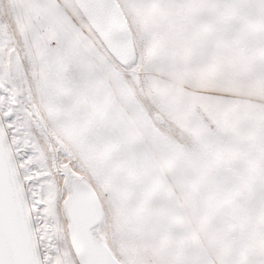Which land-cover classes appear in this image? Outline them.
Instances as JSON below:
<instances>
[{"label":"snow or ice","instance_id":"obj_1","mask_svg":"<svg viewBox=\"0 0 264 264\" xmlns=\"http://www.w3.org/2000/svg\"><path fill=\"white\" fill-rule=\"evenodd\" d=\"M0 264H264V0H0Z\"/></svg>","mask_w":264,"mask_h":264}]
</instances>
